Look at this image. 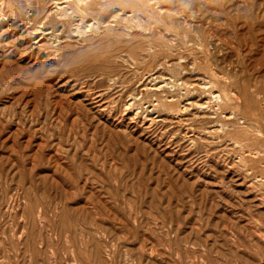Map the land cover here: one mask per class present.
I'll use <instances>...</instances> for the list:
<instances>
[{"label":"rangeland","instance_id":"1","mask_svg":"<svg viewBox=\"0 0 264 264\" xmlns=\"http://www.w3.org/2000/svg\"><path fill=\"white\" fill-rule=\"evenodd\" d=\"M0 264H264V0H0Z\"/></svg>","mask_w":264,"mask_h":264},{"label":"bare ground","instance_id":"2","mask_svg":"<svg viewBox=\"0 0 264 264\" xmlns=\"http://www.w3.org/2000/svg\"><path fill=\"white\" fill-rule=\"evenodd\" d=\"M164 3H165V2H164ZM154 5H155V4H154ZM157 6H158V5H157ZM67 7H68V6H67ZM121 12H122V11H121ZM121 12H120V13H121ZM128 12H129V11H128ZM130 14H131V13H130ZM127 15H128V14H127ZM115 19H116V18H115ZM79 20H80V19H79ZM77 22H78V20H77ZM84 22H85V21H84ZM95 22H96V21H95ZM149 22H150V21H149ZM79 23H80V21H79ZM134 24H135V23H134ZM150 24H151V23H150ZM30 25H31V24H30ZM75 25H76V24H75ZM82 26H86L87 28H90V27H92V23H89V22H88L86 25L84 24V25H82ZM136 27H137V26H136ZM92 28H94V27H92ZM74 29H76L75 31H76L77 33H80L78 27H77V28H74ZM84 29H85V28H84ZM35 31H36V30H35ZM35 31H34V32H35ZM92 31H93V30H92ZM71 32H72V31H71ZM76 32H75V33H76ZM48 33H49V32H47V33L45 32V35L48 34ZM50 33H51V32H50ZM53 33H54V32H53ZM75 33H74V34H75ZM77 33H76V34H77ZM92 33H93V32H92ZM42 34H44V33H42ZM45 35H44V36H45ZM50 35H51V34H50ZM50 35H49V36H50ZM77 35H78V34H77ZM56 40H57V39H56ZM55 43H56V42H55ZM148 77H149V76H148ZM110 81H111V80H110ZM152 81H153V80H152ZM225 91H226V90H225ZM217 94H218V93H217ZM201 96H202V95H201ZM215 97H216V96H215ZM97 98H98V97H97ZM169 98H170V97H169ZM172 99H173V98H172ZM132 100H133V99H132ZM188 101H189V100H188ZM129 102H130V101H129ZM154 103H155V102H154ZM152 104H153V103H152ZM155 104H156V103H155ZM137 107H138V106H137ZM190 107H191V106H190ZM152 109H153V108H152ZM179 109H180V108H179ZM183 112H184V111H183ZM242 120H243V119H242ZM240 127H241V126H240ZM198 135H199V134H198ZM255 195H256V194H255Z\"/></svg>","mask_w":264,"mask_h":264}]
</instances>
